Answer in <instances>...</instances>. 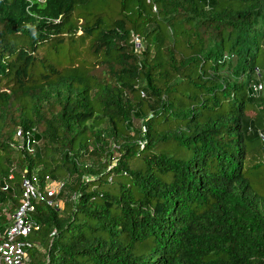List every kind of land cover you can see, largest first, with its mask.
Segmentation results:
<instances>
[{"label":"trees","instance_id":"obj_1","mask_svg":"<svg viewBox=\"0 0 264 264\" xmlns=\"http://www.w3.org/2000/svg\"><path fill=\"white\" fill-rule=\"evenodd\" d=\"M261 137L264 0H0V229L25 179L44 197L26 264H264Z\"/></svg>","mask_w":264,"mask_h":264},{"label":"built area","instance_id":"obj_2","mask_svg":"<svg viewBox=\"0 0 264 264\" xmlns=\"http://www.w3.org/2000/svg\"><path fill=\"white\" fill-rule=\"evenodd\" d=\"M156 9L155 6L153 8ZM134 49L141 51V40L134 36ZM261 85H254L255 90H260ZM22 141H19L21 144ZM23 198L20 207L10 215V222L0 229V264H26L29 260L26 251L27 243L23 237L39 229V224L29 217V213L34 211L33 202L44 200L42 193L28 179L23 181ZM47 195L53 196L54 191L46 187ZM52 204V200L48 201Z\"/></svg>","mask_w":264,"mask_h":264},{"label":"rangeland","instance_id":"obj_3","mask_svg":"<svg viewBox=\"0 0 264 264\" xmlns=\"http://www.w3.org/2000/svg\"><path fill=\"white\" fill-rule=\"evenodd\" d=\"M142 43V42H141ZM143 49V43L141 50ZM100 72V71H99ZM263 140L264 138L261 137ZM47 188L54 191V198L52 200V205L56 207L57 209H61L63 207V204L65 201H68L70 198L72 199V195L68 192H66L67 188V179L56 181V182H50L47 185ZM6 217L10 220V215L7 214ZM39 251L42 252L43 249L39 247Z\"/></svg>","mask_w":264,"mask_h":264}]
</instances>
